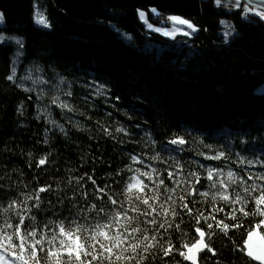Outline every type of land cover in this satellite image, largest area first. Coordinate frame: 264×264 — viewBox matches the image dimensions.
Wrapping results in <instances>:
<instances>
[{"label": "trees", "instance_id": "obj_1", "mask_svg": "<svg viewBox=\"0 0 264 264\" xmlns=\"http://www.w3.org/2000/svg\"><path fill=\"white\" fill-rule=\"evenodd\" d=\"M149 6L192 20L196 31L172 38L149 29L136 14L137 7ZM234 7L230 11L214 0H0V37L6 38L0 39V228L12 224L7 229L12 235L17 213L25 216L27 224L29 208L43 223L75 217L92 204L105 206L93 196L95 186H109L108 195L115 194L113 198L125 201L128 208L126 195L120 194L125 188L121 179L133 175L127 171L129 165L140 172L156 169L168 189L174 185L166 171L180 169L176 179L183 189L192 192L195 187L199 194L185 195L177 188L169 193L176 201L173 206L165 204L163 189L149 193L166 207H175L176 215L157 216L158 223L165 224L157 231L151 230V224L135 223L145 231L127 243L139 247L123 253L132 259L115 264H182L177 256L184 252V244L197 240L196 227L206 229L209 246L201 251L199 264H253L243 241L262 216L256 204L259 193L253 192L246 202L230 201L236 193L244 197V189L259 182L245 179L247 174L237 163L247 159V151L258 154L256 148L264 147V126H257L264 118V91L255 90L264 83V19L251 13L249 4ZM37 10L45 14L50 27L34 22ZM153 16L150 20L155 22L158 15ZM227 21L234 32L225 42ZM13 72L14 79L9 80ZM60 103L72 111L60 108ZM178 138L185 143H171ZM132 156L143 163H133ZM186 156L190 169L185 167ZM42 158L47 163L37 167ZM209 170L220 173L213 179L224 181L227 189L219 183L214 189L198 188L212 183L207 179ZM229 171L241 191L229 186ZM189 173L200 178L198 184L183 183ZM49 186L51 192L39 193V209L32 208L34 198L26 197ZM258 186L264 187V179ZM228 189L230 199H220ZM205 192L207 196L202 195ZM182 195L191 214L179 207ZM13 202L15 206L9 207ZM200 213L207 222H195L193 217ZM219 221L229 226L226 232L216 228ZM207 223L213 228L208 229ZM170 245L172 251L165 256ZM13 251L19 253L18 248L9 246L5 253L0 247L4 257L0 264H23L11 255ZM24 259L35 264L27 255ZM60 260L66 264V255ZM39 264H45L43 254ZM48 264L56 261L49 259ZM70 264L79 262L73 259Z\"/></svg>", "mask_w": 264, "mask_h": 264}, {"label": "snow or ice", "instance_id": "obj_2", "mask_svg": "<svg viewBox=\"0 0 264 264\" xmlns=\"http://www.w3.org/2000/svg\"><path fill=\"white\" fill-rule=\"evenodd\" d=\"M231 3L239 6L240 0H230ZM217 6L221 4V0H215ZM153 13L156 12L155 9L151 10ZM138 15L141 20H145V13L143 11L138 10ZM262 19H264V13H260ZM166 20L172 22L171 30L166 28H156L154 31L161 32L162 35L166 37L175 38L177 33H181L185 36L190 35L191 32L183 31L179 25H187V28L191 31H196L194 25L186 20L182 19L178 16H169ZM3 21V14L0 13V22ZM34 22L42 25L44 27H50V23L43 12L37 10L34 13ZM163 23V21H161ZM149 29H152V24H147ZM230 35V32H225V42H227V38ZM0 39H6L4 37H0ZM19 44V41H17ZM9 80L14 79L13 75L7 77ZM31 79V77H27ZM63 82V81H61ZM103 85L97 87V93L101 92ZM30 91V90H29ZM65 95H71V93H66ZM57 98L53 99V103L56 102ZM59 107L62 109L67 108L68 111H72L71 108L68 107L65 103H60ZM51 124L55 127L56 121H51ZM51 129H46V131H50ZM61 132L65 135L67 134L65 129L60 126ZM118 132L124 131V129H117ZM105 133L109 136L112 134L105 130ZM47 142V141H45ZM171 143L183 144L185 141L183 139H174ZM223 156V153L220 154ZM219 159L220 157H215ZM131 160L133 163L142 164L143 161L137 156H132ZM47 163V158L39 159L37 167L43 166ZM252 164L251 161H249ZM259 163V161H257ZM127 171L132 172L133 175L129 176L127 180L121 179V183L125 185L124 190L121 192V196L126 195L128 208H125V201L118 200L117 198H113V196H109L108 192L110 191L109 186H105L104 188H100L95 186V181L92 180V184L95 186L93 196L100 201L104 202L105 206H108V211L105 212V206H101L97 208L96 204H92L90 208L81 209L80 212L77 213L75 217H66L63 220H47L43 223L37 221V218L34 214H31L32 209H25L26 213H29L27 219L28 223H25V216L21 215V213H17V225L12 235H8L7 229L12 228V224L5 223L3 228H0V247L4 249L6 253L8 251V247L10 246L13 249H19V253L13 251L11 253L12 256H16L17 260L23 261V264H28V260L24 259V256L27 255L29 259L35 261V264H39L41 254H43L45 264H48L49 259H54L56 264H61V257L66 255L67 262L66 264H70V262L74 259L79 262V264H92L93 261H108L109 264H115V261H120L123 259H132V257H125L123 255L124 252L129 251L136 252L139 244H131L127 243L130 238H134L136 233H140L143 235L145 229L135 227V223H147L151 224L152 231H157L165 228V224L158 223L156 217L163 215L168 216L171 213L173 216L176 215L175 207L176 201L173 198V195L169 193H175L177 188H181L185 195H197L198 190L195 187H192V192H188L187 189H183L182 182L176 177H178L181 173L180 169H175L173 171H166V175L169 180L173 183L174 187L172 189H168L164 183L163 179H160L159 174L156 173V169H152L151 172L144 171L140 172L137 169H134L131 165L128 166ZM153 173H156L154 176ZM219 176L220 173L217 172L214 174L213 171L209 170L207 173V179L212 181L210 185L211 188H215L217 183L224 186L227 189L228 185L224 183V181H216L213 177ZM228 179L231 183H235L232 179L233 172L229 171L227 173ZM91 179V177H89ZM199 177L196 176L195 173H189L184 177L183 183H187L189 186H192V180L199 183ZM248 179H252L251 176ZM258 179H264V177H258ZM147 180V183L145 182ZM77 185L79 186L80 181L78 180ZM151 185V187H149ZM163 189L164 190V200L165 204L170 202L171 205L166 207L165 204L159 203V197L157 195H149L153 190L157 193ZM51 187H41L39 188L37 193H34L32 197H26V199L34 198L35 203L32 205V208L39 209L40 205V196L39 193L51 192ZM253 192H258L259 195L256 197V204L258 206L257 211L259 214L264 215V211L261 209L264 208V187L253 184L251 186V190L249 188L244 189L245 196L242 197L239 193H236V199L231 200L230 203H240L242 200L246 202V197H251ZM96 193H99V196H96ZM88 193L85 192L84 196L87 197ZM202 195L207 196L208 193H202ZM220 199L229 200V196L226 193H221L219 196ZM59 199V198H58ZM181 203L179 207L187 214H191L192 209L188 207L187 203H184L185 196L179 197ZM213 200L217 199L214 195L212 197ZM51 203V202H50ZM85 204H87V200H85ZM15 202L9 207H14ZM113 207L115 210H113ZM8 209H5L7 211ZM243 212V209H239ZM217 211H223L222 209H217ZM95 213L92 215V213ZM136 213L135 216L130 215V213ZM247 215V213H244ZM142 217H148L147 221H144ZM197 224L200 223V220L203 219L207 222L208 217H205L203 213L199 214V217H193ZM211 219L215 221V215L211 216ZM261 225H264V220L261 221ZM261 225H257L259 228ZM168 228H172L173 225L169 223L167 225ZM179 227V226H176ZM228 225L224 224L222 221L216 222V228L221 229L222 231L228 230ZM234 227H239V225H234ZM131 228V231L128 229ZM207 228L212 229L213 224L207 223ZM46 230V231H45ZM194 233L199 234V239L195 240V242L189 244H184V248L187 249V254L184 252H180L181 256H184L186 260L193 261L195 264L196 258L194 255L195 252L202 251L205 248H208V244L205 243L206 233L202 230L201 227H196L194 229ZM256 235V232H249L247 236V240L245 241V247L247 248V255L251 257L255 261H259L260 264H264V252L260 254H256L253 252L251 248L250 241L253 236ZM51 237L50 239L48 237ZM39 237V238H38ZM15 238V241H14ZM154 238V237H153ZM145 240L148 239L147 236L144 237ZM264 240V237H261ZM29 241H32L29 243ZM92 241L93 243L89 244L88 242ZM127 244V246H125ZM47 246V247H46ZM59 248V251H54L53 249ZM98 250V251H97ZM115 250V251H114ZM147 250V249H145ZM172 251V246H168L165 250L164 255L168 256ZM211 251V249H209ZM95 253V254H94ZM82 256L85 259H82ZM88 257H91V260H87ZM4 259L3 255H0V260ZM15 264V262H14Z\"/></svg>", "mask_w": 264, "mask_h": 264}, {"label": "bare ground", "instance_id": "obj_3", "mask_svg": "<svg viewBox=\"0 0 264 264\" xmlns=\"http://www.w3.org/2000/svg\"><path fill=\"white\" fill-rule=\"evenodd\" d=\"M249 8H250L251 13H254V14H256V13H258V14H259V13H264V9L260 8L259 6L249 4ZM152 9H155V8H154L153 6H149L148 9H147L146 7H137V8H136V14H137V16H139V15H138V10H139V11H146V12L148 13V17H149V19H150V17L152 18V17H154L153 15H155V13H153V12L151 11ZM155 10H156V9H155ZM169 12H170V11H168L167 8H165V9L161 8V12H159V11L156 10V14H159V16H156V17L154 18L155 22L152 21V20H151V21L154 22V23H161V21H163V23H161V24H170V21L166 20V18L169 17L170 14H176V13H171V12L169 13ZM152 13H153V15H152ZM225 19H227V18H225ZM145 24H146V26H147V23H145ZM193 24H195V23L193 22ZM195 25H196V24H195ZM195 27H196V26H195ZM154 29H155V28L153 27L151 30H154ZM194 32H195V31H194ZM159 33H161V32H159ZM259 85H260V84H259ZM259 85H257V86L255 87V90H256V88H257ZM257 126H258L259 128H261V127L264 126V118H262L261 120L257 121ZM261 130H264V129L261 128ZM251 149H252V148H251ZM256 151H257L258 154H253V155L250 154L249 151H247V154H248L247 159L244 160V157H243V161L237 163V165H238L239 167L243 168V171L247 174V178H245V179H248V171H249V173L251 174V177H252V179H249L250 182H253V181L257 180L258 177H264V174H263L262 176H260V175H261V172H264V147H263V146H258V147L256 148ZM260 152H261V153H260ZM249 161H251L252 164H250ZM257 161H259V163H257ZM184 163H185V167H187L188 169H190V167H188L189 160H188L187 156L184 157ZM186 165H187V166H186ZM191 169H193V168H191ZM247 170H248V171H247ZM227 179H228V178H227ZM232 179L235 181L234 176L232 177ZM258 180H259V182H258V181H255V184H256V185H258V184L260 185V180H261V179H258ZM211 184H212L211 182H205V183H202V184L198 185V188H200V189H201V188L211 189V187H210ZM229 186H230L234 191H236V192L242 190V187H240L239 185H238V186L236 185V181H235V183H231V182L229 181ZM212 189H214V188H212ZM226 194H229V189L226 191ZM253 194H257V193L254 192ZM214 195L216 196L215 193H214V194L212 193V197H213ZM262 220H264V215H262L258 220L254 221V222H253V226L250 227V228L247 230V233H246L245 238H244V241H243V248H244L245 254L247 253V248L245 247V241L247 240V236H248V233H249V232H253V231L256 232V235H254L253 238H252V240L250 241L251 248H252V246H253V242H254V241L256 242L257 239H260L261 237H264V225H261V221H262ZM257 225H261V226H260L259 228H257V227H256ZM201 228H202V227H201ZM202 230H204L205 233H206V236H205V243L208 244V241H207V231H206V229H204V228H202ZM197 235H198V238H197V239H199V234L197 233ZM261 246H262V249L256 251V252H255L256 254H260L261 252H264V240H262V245H261ZM208 248H209V246H208ZM208 248H205V249H203V250H206V249H208ZM203 250H202V251H203ZM183 251H184L185 254H187V249H186V248H185ZM200 253H201V251L198 252V255H197V259H196L195 264H199V256H200ZM246 256H247V258H249L250 260H252L253 264H260L259 261H255V260H253V259H252L251 257H249L247 254H246ZM177 257L180 258L182 264H183L182 260H183L184 262L188 263V264H193V261L186 260L185 258L182 259V256H181V255H179V256H177Z\"/></svg>", "mask_w": 264, "mask_h": 264}, {"label": "rangeland", "instance_id": "obj_4", "mask_svg": "<svg viewBox=\"0 0 264 264\" xmlns=\"http://www.w3.org/2000/svg\"><path fill=\"white\" fill-rule=\"evenodd\" d=\"M215 1V0H214ZM221 3H224V4H226V6H227V8L230 10V11H232V10H234V6L236 5H234L233 3H231L230 2V0H221ZM240 5H244V6H247L248 5V3L247 2H245L244 0H240V4H239V6ZM237 6V5H236ZM154 8L157 10V11H159V12H161V8H158V7H155L154 6ZM249 10H247V12H248ZM144 13H145V20H143L145 23H147V24H152V26L156 29V28H166V29H169V30H171V27H172V22H170V24H161V23H154V22H152L150 19H149V17H148V13L146 12V11H143ZM0 13H1V11H0ZM156 13V12H155ZM256 14H258V13H256ZM260 14V13H259ZM158 16H159V14H157ZM170 16H178V17H180V18H182V19H186V20H188V21H190L192 24H193V22H192V20H190V19H188V18H186V17H184V16H182V15H180V14H170ZM3 23V21L2 22H0V25ZM194 25V27H195V24H193ZM225 32H230V35H231V33H233L234 31H233V29H232V24L230 23V22H225ZM178 27H180L183 31H188V32H191V34H192V32L193 31H191L190 29H188L187 28V25H179ZM196 29V28H195ZM182 33V32H181ZM256 90L257 91H264V83L263 84H260L257 88H256Z\"/></svg>", "mask_w": 264, "mask_h": 264}, {"label": "water", "instance_id": "obj_5", "mask_svg": "<svg viewBox=\"0 0 264 264\" xmlns=\"http://www.w3.org/2000/svg\"><path fill=\"white\" fill-rule=\"evenodd\" d=\"M248 4L259 6L260 8L264 9V0H244ZM262 239H257L256 242H253L252 250L253 252H256L260 249H262ZM195 258L197 259L198 252H195L194 250ZM196 262V261H195Z\"/></svg>", "mask_w": 264, "mask_h": 264}]
</instances>
